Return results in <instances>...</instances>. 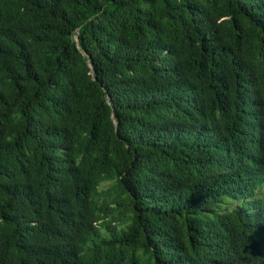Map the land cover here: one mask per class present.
<instances>
[{"label": "trees", "instance_id": "trees-1", "mask_svg": "<svg viewBox=\"0 0 264 264\" xmlns=\"http://www.w3.org/2000/svg\"><path fill=\"white\" fill-rule=\"evenodd\" d=\"M0 264H264V0H0Z\"/></svg>", "mask_w": 264, "mask_h": 264}]
</instances>
